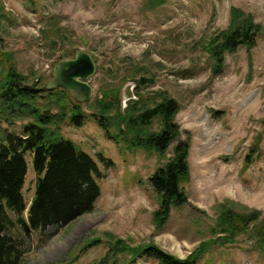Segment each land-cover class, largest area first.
<instances>
[{
    "label": "rangeland",
    "instance_id": "374dc122",
    "mask_svg": "<svg viewBox=\"0 0 264 264\" xmlns=\"http://www.w3.org/2000/svg\"><path fill=\"white\" fill-rule=\"evenodd\" d=\"M145 1L0 0L7 15L2 18V47L13 53L28 82H48L59 58L69 50L73 58V50L81 48L93 55L98 67L91 78L93 99L101 87L120 85L123 95L130 83L135 94L133 79L145 76L152 82L140 86V93L151 105L161 100L157 92L175 98L180 138L190 140L191 176L185 185L189 202L173 208L165 227L157 230L152 212L158 199L148 177L173 156V144L166 156L129 149L127 141L106 135L91 115L92 101L81 103L87 112L83 124L66 122L61 132L98 161L104 173L97 180L100 196L91 212L67 225L36 229L30 236L16 224L11 227L8 234L22 249V264H89L105 256L107 243L80 248L89 238H105L106 231L134 245L155 243L185 258L210 236L218 203L230 201L239 211L261 209L264 216V33L250 49L241 45L226 52L217 76L211 70L213 59L202 47L214 32L229 26L231 7L264 26V0H167L153 10L145 8ZM129 100H124L126 105ZM25 122L2 126L20 133ZM159 128L155 120L152 129ZM259 132L263 137L257 156L245 168V156ZM100 154L111 167L99 160ZM26 158L23 192L31 198L36 173L30 151ZM251 244L244 238L214 248L197 264H264V253ZM116 259L118 264L128 262L124 256ZM132 264L158 263L143 257Z\"/></svg>",
    "mask_w": 264,
    "mask_h": 264
},
{
    "label": "trees",
    "instance_id": "16d2710c",
    "mask_svg": "<svg viewBox=\"0 0 264 264\" xmlns=\"http://www.w3.org/2000/svg\"><path fill=\"white\" fill-rule=\"evenodd\" d=\"M167 0H146L145 8L153 10ZM0 6V33L7 15ZM264 33V26L236 7L230 9L229 26L214 32L203 49L213 59L212 74L222 73L226 52H235L241 45L250 49L256 37ZM0 34V264H22L23 252L17 241L8 234L15 224L26 235L33 230H46L50 226L67 225L91 212L101 193L98 179L104 173L98 161L80 149L71 139L63 136L66 122L82 125L87 112L63 88L44 89L47 82H28L20 72L10 51L2 47ZM70 50L58 60L70 58ZM93 56V55H92ZM95 59V58H94ZM252 61L250 60V66ZM98 68V67H97ZM137 65H134V69ZM137 73V71H135ZM137 99H130L123 107L122 87H101L89 104L91 115L116 141H127L129 149H145L166 156L173 144V156L148 177L158 199V208L152 212L157 230L165 227L173 208L187 204L185 185L190 181V140L180 138V125L175 117L180 110L178 101L166 92H157L159 102L151 101L140 93V86L151 79L142 76L133 79ZM45 110H50L46 112ZM157 120L160 128L153 130ZM22 124L20 133L10 131L2 124ZM263 133L259 132L244 159L248 168L255 160ZM33 155L36 188L31 198L23 192L28 173L26 153ZM107 167L111 162L98 155ZM219 214L211 228L210 236L203 239L185 258H180L155 243L132 244L130 241L105 232V238L97 236L84 241L81 251L107 243L105 256L89 264H118L117 257L128 258L132 264L147 257L158 264H197L214 248L236 245L244 238L252 242L254 250L264 253V216L261 209L236 210L230 201L218 203ZM48 264H70L55 262Z\"/></svg>",
    "mask_w": 264,
    "mask_h": 264
},
{
    "label": "water",
    "instance_id": "95a60500",
    "mask_svg": "<svg viewBox=\"0 0 264 264\" xmlns=\"http://www.w3.org/2000/svg\"><path fill=\"white\" fill-rule=\"evenodd\" d=\"M73 51V58L64 59L54 64L52 79L44 85V89L63 88L69 92L75 102L89 103L93 99L91 78L96 72V62L89 52L81 48H75ZM130 86L131 83L123 92L122 102L138 98ZM45 111L49 112L50 110Z\"/></svg>",
    "mask_w": 264,
    "mask_h": 264
}]
</instances>
